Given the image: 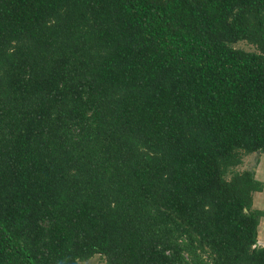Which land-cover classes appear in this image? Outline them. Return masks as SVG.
<instances>
[{"label": "trees", "instance_id": "1", "mask_svg": "<svg viewBox=\"0 0 264 264\" xmlns=\"http://www.w3.org/2000/svg\"><path fill=\"white\" fill-rule=\"evenodd\" d=\"M255 152L264 0H0V264H264Z\"/></svg>", "mask_w": 264, "mask_h": 264}, {"label": "rangeland", "instance_id": "2", "mask_svg": "<svg viewBox=\"0 0 264 264\" xmlns=\"http://www.w3.org/2000/svg\"><path fill=\"white\" fill-rule=\"evenodd\" d=\"M235 47L245 50H254V47L245 41H238L234 44ZM238 170L250 169L254 172L255 178L262 182L263 189L260 192L253 194L252 208L264 210V154L255 152L243 157V163L237 167ZM264 243V217L260 219L258 225L257 245ZM101 259L98 255H94L86 262L80 264H100Z\"/></svg>", "mask_w": 264, "mask_h": 264}]
</instances>
